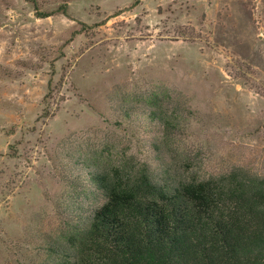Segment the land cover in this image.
<instances>
[{"label": "rangeland", "instance_id": "obj_1", "mask_svg": "<svg viewBox=\"0 0 264 264\" xmlns=\"http://www.w3.org/2000/svg\"><path fill=\"white\" fill-rule=\"evenodd\" d=\"M264 178V0H0V264H59L91 172Z\"/></svg>", "mask_w": 264, "mask_h": 264}, {"label": "trees", "instance_id": "obj_2", "mask_svg": "<svg viewBox=\"0 0 264 264\" xmlns=\"http://www.w3.org/2000/svg\"><path fill=\"white\" fill-rule=\"evenodd\" d=\"M91 179L104 201L59 264H264V178L160 183L146 166H124Z\"/></svg>", "mask_w": 264, "mask_h": 264}]
</instances>
